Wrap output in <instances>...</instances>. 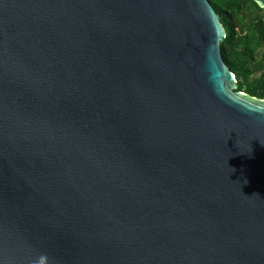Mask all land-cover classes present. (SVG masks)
<instances>
[{
    "label": "water",
    "instance_id": "95a60500",
    "mask_svg": "<svg viewBox=\"0 0 264 264\" xmlns=\"http://www.w3.org/2000/svg\"><path fill=\"white\" fill-rule=\"evenodd\" d=\"M226 36L210 0H0V264H264Z\"/></svg>",
    "mask_w": 264,
    "mask_h": 264
},
{
    "label": "trees",
    "instance_id": "16d2710c",
    "mask_svg": "<svg viewBox=\"0 0 264 264\" xmlns=\"http://www.w3.org/2000/svg\"><path fill=\"white\" fill-rule=\"evenodd\" d=\"M222 21L227 36L222 41V55L236 74L238 91L264 99V8L254 0H210ZM262 71L260 77L255 74Z\"/></svg>",
    "mask_w": 264,
    "mask_h": 264
},
{
    "label": "rangeland",
    "instance_id": "374dc122",
    "mask_svg": "<svg viewBox=\"0 0 264 264\" xmlns=\"http://www.w3.org/2000/svg\"><path fill=\"white\" fill-rule=\"evenodd\" d=\"M221 1H222V0H221ZM260 6H261V5H260ZM263 56H264V45L259 49V56H258V58L261 60ZM261 75H262V71H259V72H257V73L255 74L256 77H260ZM238 87H239V84L236 83V89H238ZM245 89H246V88H244V90H243L242 92H245Z\"/></svg>",
    "mask_w": 264,
    "mask_h": 264
},
{
    "label": "clouds",
    "instance_id": "9594fccd",
    "mask_svg": "<svg viewBox=\"0 0 264 264\" xmlns=\"http://www.w3.org/2000/svg\"><path fill=\"white\" fill-rule=\"evenodd\" d=\"M45 262H47V264H52L51 259L47 257V255H42L37 261H34V264H45Z\"/></svg>",
    "mask_w": 264,
    "mask_h": 264
},
{
    "label": "flooded vegetation",
    "instance_id": "af4514ba",
    "mask_svg": "<svg viewBox=\"0 0 264 264\" xmlns=\"http://www.w3.org/2000/svg\"><path fill=\"white\" fill-rule=\"evenodd\" d=\"M262 74H263V72H262Z\"/></svg>",
    "mask_w": 264,
    "mask_h": 264
}]
</instances>
